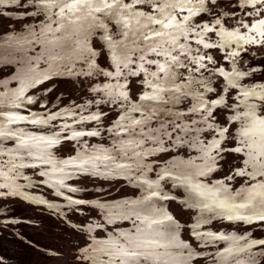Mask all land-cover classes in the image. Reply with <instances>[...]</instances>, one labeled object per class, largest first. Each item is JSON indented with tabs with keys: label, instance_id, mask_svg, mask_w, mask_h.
<instances>
[{
	"label": "rangeland",
	"instance_id": "374dc122",
	"mask_svg": "<svg viewBox=\"0 0 264 264\" xmlns=\"http://www.w3.org/2000/svg\"><path fill=\"white\" fill-rule=\"evenodd\" d=\"M0 264H264V0H0Z\"/></svg>",
	"mask_w": 264,
	"mask_h": 264
}]
</instances>
